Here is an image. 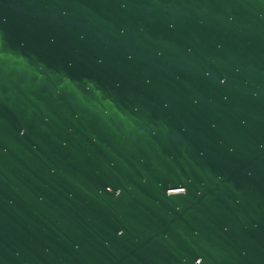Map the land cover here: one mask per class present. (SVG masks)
<instances>
[{
    "label": "water",
    "instance_id": "1",
    "mask_svg": "<svg viewBox=\"0 0 264 264\" xmlns=\"http://www.w3.org/2000/svg\"><path fill=\"white\" fill-rule=\"evenodd\" d=\"M0 264H264V0H0Z\"/></svg>",
    "mask_w": 264,
    "mask_h": 264
}]
</instances>
